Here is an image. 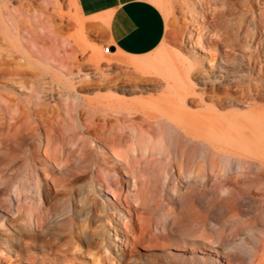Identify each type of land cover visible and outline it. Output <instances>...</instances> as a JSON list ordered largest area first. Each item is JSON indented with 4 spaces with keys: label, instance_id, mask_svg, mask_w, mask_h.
Wrapping results in <instances>:
<instances>
[{
    "label": "bare ground",
    "instance_id": "6f19581e",
    "mask_svg": "<svg viewBox=\"0 0 264 264\" xmlns=\"http://www.w3.org/2000/svg\"><path fill=\"white\" fill-rule=\"evenodd\" d=\"M153 1L157 4L158 9L161 8L166 13V16L178 12L183 14L182 18L188 19L185 29H182L183 48H177V52L172 50L168 53L162 52V50L164 51L162 49L158 55L150 57L147 56V53L151 54L152 51L146 52L145 55H131L124 53L119 47L115 52L108 54L105 53L107 49H103V45L97 47L93 44V47L89 48L93 50V53L89 55V60L99 71V75L102 77L101 82H106L104 84L95 83L94 88L97 91L112 90L122 98L113 93L99 95L93 99L81 98L71 79L57 76L58 88H52L49 94L42 96L41 92L36 89H33L32 92V94L36 93L38 103L43 106L36 115L39 116L38 121L45 136H0V152L3 147L12 148L13 153L26 154L28 152L27 158L32 159L35 152H40L42 149L48 158H52L57 163L68 164L69 169H72L74 157L69 152H65L68 144L79 142L78 152L84 154L82 143L90 144L95 140L102 142L114 157L128 162L129 169L138 176L140 186L136 189L134 198L140 200L141 204L146 205L153 202L157 205V197L160 192L157 181L163 179L167 183L168 190L164 195L165 203L162 209L170 214L175 213L173 206L178 202L169 190L173 174L182 177L186 172H198L199 175L206 174L209 178L211 177L209 171L214 172L217 176L226 173V177L212 180V185H215L220 193H225L226 199L235 198L236 193L248 195L247 189L250 187L243 188L241 185L244 174L242 171L237 175L232 174L231 161L232 159L254 161L264 167V0ZM33 4L34 0H0V39L6 41L10 47V49L0 50V69L11 70L13 79H25L28 74L25 64L15 61V57L10 54L14 43H20L24 38L27 42L32 43L33 48L42 52L40 46L42 41L53 38V34L57 35L62 25L58 26V29L56 23L65 19L61 0H41L38 5L40 7ZM75 4L79 5L76 0ZM77 9L80 7L77 6ZM155 16L153 17L157 20ZM166 16L163 17L165 21ZM173 17L172 19L176 18ZM89 18L92 22H106L108 19L103 14ZM149 19L145 21L150 24ZM151 22H153L152 19ZM107 24L105 23L106 27ZM143 24L144 27L147 23ZM154 24H150L151 27ZM174 24L169 25L172 27ZM142 32L145 31L142 30ZM153 32L155 31H152V35H156ZM174 32L173 34H175ZM143 33L139 36L140 40L137 37L133 38L137 41L129 37L128 41L132 39L131 43L132 41L138 42V47L145 48L143 46L147 42L143 46L140 43L145 39L142 36ZM150 33L149 35H151ZM170 33L172 34V32ZM177 36L179 37V34ZM126 37L128 36L126 35ZM123 38L125 40V37ZM151 39H155V36ZM165 39L163 40L165 41ZM122 42L124 43V41ZM189 44L192 45V50L186 49ZM132 46L130 47L132 48ZM84 48L87 50L88 46L86 45ZM183 49L190 56L192 55L193 60L187 57L188 55ZM53 52L51 49L44 50L47 59L66 69L71 76L76 75L80 79V83L86 81L90 84L92 74L88 70L86 71V66L82 70L80 65L81 68L78 67V70L74 71L72 68L74 63L71 62L72 66H70V60L65 62ZM200 52L206 54V58L207 55L210 56L208 64L211 66L208 71L202 70L204 55ZM152 54L155 55L154 52ZM72 57L71 60L75 56ZM84 57L87 58V56ZM79 58L77 57V59ZM112 61L119 65L118 68L121 66V68L126 67L129 70L120 71V74L118 71L116 78L113 79L112 74L108 72L109 69L107 70L114 65V63H110ZM73 62L75 61L73 60ZM105 62H108L107 72L105 67V71L100 69ZM83 63L82 60V65ZM10 64L14 66L11 67ZM92 66L90 67L92 68ZM241 67H245L246 73H243ZM113 73L115 74L114 70ZM123 78H128L133 83L128 86L123 83V85H116L118 81L115 84H110L113 80H123ZM82 88L84 87L82 86ZM147 90L153 92L145 96L140 95L132 101L124 98L137 92H147ZM48 95L50 98L58 95L59 101L51 104V99L47 98ZM72 98L83 103L81 110L78 111L76 104H72ZM193 106L198 109H193ZM63 110L70 119H78L79 116H83V129L79 131L78 136L55 134L54 126L56 122L62 121ZM138 118L146 122V128L136 125ZM125 120L131 124L122 123ZM7 121L9 123V119ZM35 134L36 132L31 135ZM61 134L63 133L61 132ZM187 138L207 145L211 148L212 154L201 153L196 161L194 155L190 158L189 155L194 147L186 144ZM169 140L176 146L175 153L169 151ZM97 147L100 149L99 146ZM146 152H150V154L146 155ZM106 154L100 151L95 159L87 157L85 154L81 156L79 166L74 171L71 170L68 175L70 179L65 187H71V189L65 194L81 202L85 200L92 185H95L98 191L111 190L115 197L120 199L125 192L121 182L107 176V173L112 169L119 170V165L107 159ZM240 165L239 163V167ZM0 175L2 179L7 178L4 170H0ZM206 186L207 182L203 181L202 193L205 192ZM12 188L18 196L24 191L28 199H36L41 211L28 213L29 218L20 215L18 220L25 225L22 223L20 226L15 225L12 232L2 231L0 234V264H33L36 259L33 244H36L37 240L33 236L29 239L22 237V231L32 232L33 223H37L38 227L46 230L52 236L58 230V226L71 222L73 225L69 228V237L66 243L61 245L62 247L69 244L80 248L79 241L91 239L92 233L88 230L89 226L87 225L88 216L83 218V214L79 211H74L73 215H65L66 209L65 211L63 209L59 214L60 217L63 216L62 218L50 221L54 211L52 213V209L42 199L48 192L41 185V177L34 172L33 166L16 179ZM257 188L264 191V181ZM252 194H255V190H252ZM237 200L235 198L227 204V213L230 217H239L247 212L242 205L238 204ZM110 205L112 204L106 203L104 206L112 211ZM260 209L258 213L264 219V206ZM185 210L188 212L187 219L191 221L200 219V225L205 223L206 215L201 201L191 197ZM112 215L118 221L126 219L121 215L118 218L114 214ZM32 217L37 222L32 223ZM76 217L80 219V223L76 221ZM177 217L180 222L184 220L181 215ZM254 220L257 221V217H254ZM112 228L115 229V226ZM208 235L209 239L214 237L212 233ZM39 247L42 251L46 247L53 248L51 243H41ZM259 251L264 252V240L258 247L257 252ZM261 263H264V255L257 264Z\"/></svg>",
    "mask_w": 264,
    "mask_h": 264
},
{
    "label": "rangeland",
    "instance_id": "374dc122",
    "mask_svg": "<svg viewBox=\"0 0 264 264\" xmlns=\"http://www.w3.org/2000/svg\"><path fill=\"white\" fill-rule=\"evenodd\" d=\"M61 1L63 3L64 10L62 9V11L65 14V19L62 22L58 21L56 23L57 27L62 25L60 29L58 27L59 31L57 35L53 34V38H47L42 41L40 44L42 52L33 48L32 43L27 42L24 38H22L20 43L15 42L14 47H12L10 54L15 57V61L25 64L28 70L26 78L13 79L11 70L7 68L0 69V136H45V132L38 121L39 116L36 115L37 111L43 106L38 103L36 93L32 94V92L33 89H36L41 92L42 96L49 94L52 88H58L57 76L71 79L81 98L93 99L99 95L109 93L122 98L112 90L97 91L94 88L95 83L98 84L100 82L99 84H104L106 82H101L102 77L99 75V71L95 69V65L89 60V55L93 53V50L89 48L93 46L102 47L103 45V49H107L105 53L109 54L116 51V46L110 42L107 36L106 22H92L90 18L83 15L81 9H77L79 5L75 4V0ZM176 1L180 2V0ZM39 3H41V0H34L33 5L40 7L38 6ZM15 5L17 4L15 3ZM163 13L166 16V13ZM173 16H177V20L176 18L172 19ZM182 16L183 14H179L178 12L166 16V21H169L166 22L167 30L165 37L167 40L164 38V43L162 41L151 52V54L154 52L155 55L152 54L151 56L148 53L147 56H156L162 49H164L162 52L166 51L168 53L172 50L177 52V48H183L182 29H185L188 19L186 17L182 18ZM169 24H174V26L170 27ZM178 34L179 37L177 36ZM85 44L88 46L87 50L84 48ZM113 46H115L114 50H112ZM5 48L10 49L7 42L0 39V50H5ZM43 49H51L54 51L53 53H56L65 62H69L70 60V66H72L71 62L74 63L75 67L72 66L74 71H77L80 65L82 70L86 66V71L88 70L92 74L90 84L86 83V81L80 83V79L76 75L71 76L67 73L66 69L47 59ZM186 49L192 50V45L189 44L186 46ZM184 51L188 55L187 57L193 60L192 55L190 56L186 50ZM200 53L204 55L202 70H210L211 64H208L210 56L207 55L206 58V54ZM72 56L75 57L73 58ZM84 56H87L88 59ZM71 57L73 58L72 60L70 59ZM77 57L81 58L77 59ZM77 60L80 61L77 62ZM82 60L84 62L83 65ZM107 63H103L100 69L104 70L105 67L106 70ZM10 66L14 65L10 64ZM115 66L119 65L114 63L110 68H107V70L109 69L108 72L112 74L113 79L116 78L115 76L118 71L120 74V71L128 69L122 67L123 70H120L122 69L121 66L119 68ZM88 67L89 69H87ZM242 69L244 71L242 72L246 73L245 67H241ZM120 80H113L110 84H115L118 81L119 84L116 83V85L124 84L128 86L133 83L128 78H123V80L128 82ZM196 87L198 88L199 86L197 85ZM149 89H152V87H149ZM151 92L153 91L137 92L124 98L132 101L140 95H149L148 93ZM47 98L51 99V104L59 101L58 95L52 98L48 95ZM71 102L72 104H76L78 111L81 110L82 102L76 101L74 98L71 99ZM193 109L198 108L193 106ZM62 113V121L55 123V134L58 136H78L79 131L83 129V116H79L78 119H70L64 110ZM122 123L125 125L131 124L127 120ZM136 125L143 128L147 127L146 122L141 121L140 118L137 119ZM34 132L36 134L31 135ZM186 144L194 147L189 156L191 158L194 155L195 161L201 156V153L204 155L212 154L210 147L195 142L190 138L186 139ZM78 145L79 142H76L72 145L68 144L65 148V152H69L74 157L72 169H69L68 164L63 162L57 163L52 158H48L42 149L40 152H35V156L32 159L27 158L28 152L26 154H17L13 153L12 148L3 147L0 152V170H4L7 175L5 179H2L0 175V234L5 230L12 232L15 225L20 226V223L25 225L22 221L18 220L20 215L29 218L28 213L41 211L36 199H28L24 191L18 196L12 190L16 179L21 177L31 166H33L34 172L40 175L41 185L48 192L42 199L52 209V213L54 211L53 216L50 218L51 222L63 217L59 216L63 209V211L66 209L65 215H73L74 211H79L83 214V218L86 215L88 216L87 225L92 236L90 240L79 241L80 248L69 244L62 247V244L66 243L69 237V228L73 225L71 222L70 224L64 223L62 226H58V230L51 236L46 230L38 227L37 223L34 224L33 222L37 221L32 217V232L22 231V237L29 239L33 236L37 240V243L33 244V250L36 255L33 264H257L261 260L264 252L257 251L259 245L264 240V219L258 211L264 206V191L257 187L264 181V167L258 163L254 161H240L238 159H232L231 161V173L237 175L242 171L244 177H242L241 185L243 188L250 187L247 189L248 195L239 193L235 195V198L238 199V204L242 205L247 211L245 214L239 217H230L228 215L227 204L235 198L226 199L225 193H220L217 187L212 185V180L226 177L227 174L222 173V175L217 176L211 171H209L211 176L209 178L206 174L199 175L198 172H186L182 177H177L176 174H173L169 190L178 202L173 206L175 213L170 214L164 212L162 209L165 203L164 195L168 190L167 183L163 179L157 181L160 187L157 205L153 202H149L146 205L141 204L140 200L134 198V193L140 186L136 173L129 169L128 162L114 157L104 147L102 142L96 140L90 144L82 143V147L84 148L83 153L93 159L98 156L100 151L107 153L105 155L106 158L119 165V170L112 169L107 173V176L119 180L125 192L120 199H117L111 190L104 189L100 192L95 185H92L91 190L86 196L87 199L85 198L84 201L80 202V200H75L72 196L66 195L65 193L71 189V187H65V184L70 179L68 175L71 170L74 171L79 166V158L84 156V154L78 152ZM169 151L171 153L176 152V146L171 140H169ZM149 154L150 152H146V155ZM239 163L241 164L240 167ZM203 181L207 182L204 193H202ZM252 190H255V194H252ZM191 197L201 201L204 205L206 215L204 224L200 225V219L197 221L187 219L188 212L185 210V206ZM106 203L112 204L110 205L112 211L104 206ZM184 210L185 212H183ZM112 214L117 216V218L120 215L121 217L124 216L126 219L118 221ZM180 215L184 217V220L181 222L177 217ZM254 217H257V221L254 220ZM76 218V221L80 223V219ZM112 226H115V229ZM209 233L213 234L214 237L212 239H209ZM41 243H51L53 248L46 247L47 249L45 248L42 251L39 247Z\"/></svg>",
    "mask_w": 264,
    "mask_h": 264
},
{
    "label": "crops",
    "instance_id": "0c3cea01",
    "mask_svg": "<svg viewBox=\"0 0 264 264\" xmlns=\"http://www.w3.org/2000/svg\"><path fill=\"white\" fill-rule=\"evenodd\" d=\"M77 1L85 17L89 18L93 16H101L103 14L108 18L106 21V23H108L107 24V36L109 35L108 38L110 37L111 42L116 46V48L119 47V49L123 51L124 53L131 54V55H137V54L145 55L146 52L155 50L165 38L166 30H167V25H166L167 23L165 21V18H163L165 16L162 10L160 8L158 9L157 4L153 0H77ZM158 13L160 14V16ZM152 15L153 16L156 15L155 18L157 17L158 22H155L157 20H155ZM150 17L153 20V22H151V19H149ZM148 19L150 20V24L152 23H155L154 25L157 24L156 27H154V25L151 27V25L147 21H145ZM143 23H147V24H145V26L143 27L144 25ZM153 28L154 29L156 28V29L154 30ZM164 28H166L165 32H164ZM141 29L144 30L145 32L143 33ZM152 31H155L153 33L156 35H152ZM149 32H151L150 33L151 35H149ZM141 33L144 34V35L142 34V36L145 39L143 40V42H140V43L143 46V44L147 42L146 45L144 44L143 46L145 48L138 47V42L137 43H135V41H132V43L130 42L134 37L139 38ZM145 33L146 35H149L150 37L146 36ZM126 35L128 37H126ZM154 36H155V39H153L154 40L153 41L151 38H154ZM123 37H125V40ZM129 37H132L130 41H128ZM148 37L151 39V41ZM133 40H136V39H133ZM138 40H140V38ZM122 41H124L125 44ZM125 41H127L128 44H126L127 42ZM129 42L131 45H133L132 46L133 50L130 47L131 45L129 44ZM140 43H139V46L141 45ZM123 46L125 47L121 48ZM140 48L143 50L140 51L139 50ZM141 53H144V54H141Z\"/></svg>",
    "mask_w": 264,
    "mask_h": 264
},
{
    "label": "water",
    "instance_id": "95a60500",
    "mask_svg": "<svg viewBox=\"0 0 264 264\" xmlns=\"http://www.w3.org/2000/svg\"><path fill=\"white\" fill-rule=\"evenodd\" d=\"M114 49H115V46L112 47V50H114Z\"/></svg>",
    "mask_w": 264,
    "mask_h": 264
}]
</instances>
